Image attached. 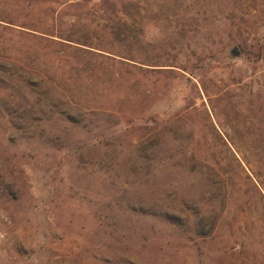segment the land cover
Segmentation results:
<instances>
[{
	"label": "rangeland",
	"instance_id": "obj_1",
	"mask_svg": "<svg viewBox=\"0 0 264 264\" xmlns=\"http://www.w3.org/2000/svg\"><path fill=\"white\" fill-rule=\"evenodd\" d=\"M0 264H264V0H0Z\"/></svg>",
	"mask_w": 264,
	"mask_h": 264
},
{
	"label": "trees",
	"instance_id": "obj_2",
	"mask_svg": "<svg viewBox=\"0 0 264 264\" xmlns=\"http://www.w3.org/2000/svg\"><path fill=\"white\" fill-rule=\"evenodd\" d=\"M123 27H124L123 24H119V25H118V28H123Z\"/></svg>",
	"mask_w": 264,
	"mask_h": 264
}]
</instances>
